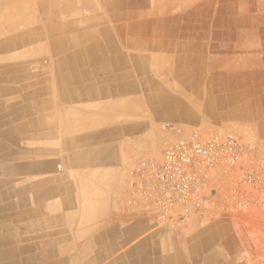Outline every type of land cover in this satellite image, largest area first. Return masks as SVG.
I'll return each mask as SVG.
<instances>
[{"label":"crops","instance_id":"0c3cea01","mask_svg":"<svg viewBox=\"0 0 264 264\" xmlns=\"http://www.w3.org/2000/svg\"><path fill=\"white\" fill-rule=\"evenodd\" d=\"M245 2L54 0L58 17L23 19L82 39L0 61V264H264V199L216 192L179 229L126 204L131 168L166 144L232 131L264 155V30Z\"/></svg>","mask_w":264,"mask_h":264},{"label":"built area","instance_id":"2783aa9c","mask_svg":"<svg viewBox=\"0 0 264 264\" xmlns=\"http://www.w3.org/2000/svg\"><path fill=\"white\" fill-rule=\"evenodd\" d=\"M263 187L262 165L238 136L222 131L166 144L158 157L140 160L130 170L126 204L158 226L179 229L203 220L216 192L238 210L259 206Z\"/></svg>","mask_w":264,"mask_h":264},{"label":"bare ground","instance_id":"6f19581e","mask_svg":"<svg viewBox=\"0 0 264 264\" xmlns=\"http://www.w3.org/2000/svg\"><path fill=\"white\" fill-rule=\"evenodd\" d=\"M53 2H54V0H44V2L41 0V2L39 4V10H40L39 13L40 14L38 13V15H41V16L43 15V16H45L47 18H49L51 16L58 17V12L56 10H54L53 6H52ZM77 3L78 2H76V4ZM82 3L84 4L83 1H82ZM28 8L29 7L25 3H23L21 0H5L4 3L0 4V13H1L0 15L2 16L1 21H0V25L4 26L3 28L6 29V34H7L6 37H4V38L0 37V53L7 52V55L5 57H3L0 61L6 60V61H10L11 62V61H14V60H18L19 54L18 53L13 54V52H15V50H18L20 47L25 46L27 44H33V43H36L38 41H45L47 43V46H49L48 49H51V52H57L58 49L62 50L63 47L69 46V45H72V44H76V43L79 42L78 39H80V40L82 39L79 36L74 37V42H73V40L71 38H70L71 40H69V41L61 39L60 37L56 39V35H55L57 33V29L56 28L53 29V30H50V34L55 36V38L51 39V40L49 39L48 34L47 35L46 34H41V32L43 30H41V32L38 33L37 29H39V28H36L35 30H33L32 34H30V32L22 31L20 29V27L23 26V24H21L23 19L29 18V19H31V21H35L36 23L37 22L39 23V21H40V20L38 21V18L36 17L38 15L30 14ZM71 8H72V6H71ZM36 12H37V10H36ZM68 13H66V14H68ZM59 15H60V13H59ZM74 22H76V21H74ZM75 41H76V43H75ZM43 45L44 44H42V47H43ZM42 47L39 50L40 52H43L42 51ZM33 49H35L34 45H33ZM26 54H28V53H26ZM10 77H15V75L14 74H10ZM29 202H30V199H29Z\"/></svg>","mask_w":264,"mask_h":264},{"label":"rangeland","instance_id":"374dc122","mask_svg":"<svg viewBox=\"0 0 264 264\" xmlns=\"http://www.w3.org/2000/svg\"><path fill=\"white\" fill-rule=\"evenodd\" d=\"M232 2L237 3L238 0H232ZM243 2V1H242ZM244 3V2H243ZM247 4H244L245 11L248 12V16L250 17L249 25L248 27H253V25L256 27V23L259 24L258 27L264 30V0H246ZM233 5V4H232ZM236 12L242 11V5L236 4ZM251 12V13H249ZM223 132H230L238 136L241 140V142L247 146V149L252 152V156L257 160L258 163H260L264 170V155L261 154L260 144H258L256 139H245L240 134L232 132V131H223ZM259 141V140H258ZM261 143V142H260ZM264 188V187H263ZM264 199V190H263V198ZM262 203V202H261ZM254 208V207H250ZM139 216V215H138Z\"/></svg>","mask_w":264,"mask_h":264}]
</instances>
